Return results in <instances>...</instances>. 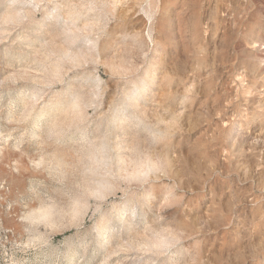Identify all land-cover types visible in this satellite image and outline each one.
I'll use <instances>...</instances> for the list:
<instances>
[{
    "label": "rangeland",
    "instance_id": "374dc122",
    "mask_svg": "<svg viewBox=\"0 0 264 264\" xmlns=\"http://www.w3.org/2000/svg\"><path fill=\"white\" fill-rule=\"evenodd\" d=\"M0 264H264V0H0Z\"/></svg>",
    "mask_w": 264,
    "mask_h": 264
}]
</instances>
